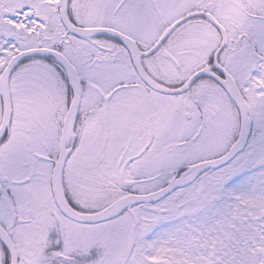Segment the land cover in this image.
<instances>
[{
  "label": "snow or ice",
  "instance_id": "6c2138e0",
  "mask_svg": "<svg viewBox=\"0 0 264 264\" xmlns=\"http://www.w3.org/2000/svg\"><path fill=\"white\" fill-rule=\"evenodd\" d=\"M0 264H264V0H0Z\"/></svg>",
  "mask_w": 264,
  "mask_h": 264
}]
</instances>
